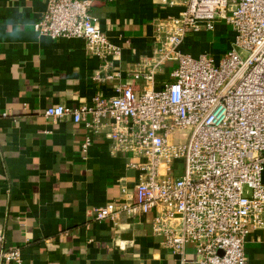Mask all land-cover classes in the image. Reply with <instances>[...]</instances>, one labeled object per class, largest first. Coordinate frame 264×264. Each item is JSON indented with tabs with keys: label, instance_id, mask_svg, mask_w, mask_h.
<instances>
[{
	"label": "built area",
	"instance_id": "1",
	"mask_svg": "<svg viewBox=\"0 0 264 264\" xmlns=\"http://www.w3.org/2000/svg\"><path fill=\"white\" fill-rule=\"evenodd\" d=\"M157 1L180 12L156 24L151 71L137 77L153 85L156 72L174 62L172 82L143 93L119 86L114 97L52 106L45 117L83 124L84 153L108 130L113 152L144 159L131 165L139 179L130 200L99 208L97 221L161 208L153 231L175 254L191 245L197 264H248L246 238L252 228L264 230V0ZM91 7V0H47L34 29L52 40L84 39L113 79L110 69L121 50ZM218 23L234 36L219 60L181 51L189 34L214 32ZM178 131L188 132L185 142L173 140ZM181 160L183 174L177 176ZM0 262L23 264L21 251H2Z\"/></svg>",
	"mask_w": 264,
	"mask_h": 264
},
{
	"label": "crops",
	"instance_id": "2",
	"mask_svg": "<svg viewBox=\"0 0 264 264\" xmlns=\"http://www.w3.org/2000/svg\"><path fill=\"white\" fill-rule=\"evenodd\" d=\"M91 1L98 26L121 50L113 79L84 39L52 40L35 31L47 0H0V253L18 249L23 264H197L193 246L175 254L154 233L161 208L96 220L99 208L130 200L139 179L131 165L144 159L113 152L108 130L84 153L83 124L45 117L52 106L114 97L119 86L143 93L173 80L174 62L156 72L153 85L137 74L151 71L156 24L180 8L157 0ZM229 29L218 23L214 32L189 34L181 51L219 60L233 43ZM210 33H227L228 50L212 51ZM186 136L178 131L173 140ZM245 252L248 264H264V230H250Z\"/></svg>",
	"mask_w": 264,
	"mask_h": 264
},
{
	"label": "rangeland",
	"instance_id": "3",
	"mask_svg": "<svg viewBox=\"0 0 264 264\" xmlns=\"http://www.w3.org/2000/svg\"><path fill=\"white\" fill-rule=\"evenodd\" d=\"M229 30H231V29H229ZM210 34L213 35V33H210ZM212 37H213L212 46H211L212 51L213 50L214 51H216V50L227 51L228 50L229 40H228V34L227 33H221L219 35L218 34L217 35H213ZM236 51L239 54H242V50L240 48L236 47ZM224 54H222V55H224ZM243 56H244V58H246V54H243ZM186 134L188 135V132H186ZM184 164H185L184 160H181V161L176 163L175 168L177 170L176 171L177 174H183Z\"/></svg>",
	"mask_w": 264,
	"mask_h": 264
}]
</instances>
